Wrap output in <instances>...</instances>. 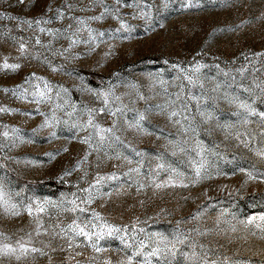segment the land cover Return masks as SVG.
<instances>
[{"label":"rangeland","instance_id":"1","mask_svg":"<svg viewBox=\"0 0 264 264\" xmlns=\"http://www.w3.org/2000/svg\"><path fill=\"white\" fill-rule=\"evenodd\" d=\"M188 3L189 0H121L119 17L131 31L117 33L120 20L113 19L112 15L105 14L101 20L89 19L100 15L104 6L114 10L116 0H0V63L7 58L9 63L21 65L16 71L0 68V108L16 110L0 112V133H10L7 137L0 135V178L13 202L26 204L28 197L57 200L62 193L70 195L76 191V185L87 187L97 173L106 175L116 171L119 180L106 181L100 186L102 193L111 195L98 196L89 206L109 222L130 226L139 221L137 227L143 228L145 233L169 237L179 228L191 241L206 245L209 258L218 259L221 264L224 257L229 258L230 264H264V233L254 225L246 228L240 223L248 216L264 212V183L254 180L244 184L246 177L239 171L243 167L264 173V159L255 154L264 149V136L260 135L258 117L250 118L252 122L243 125L241 110L223 98L227 91L252 103L258 112L264 111V95L255 87L264 81V57L254 55L264 53V0H190L189 7L183 6ZM57 10L64 13L62 19L57 18ZM77 18L85 21L80 27H91L104 35L94 45L80 43L69 53L59 55L68 47L67 33L63 30L69 24L75 30ZM36 19L50 20L40 26L59 29L60 34L53 38L40 33L35 23L31 27L21 23ZM80 37L87 39V31H82ZM37 38L42 45L50 43L51 46L36 45ZM20 42L27 45L25 55L19 52ZM90 47L94 51H89ZM110 48L111 54L105 57ZM73 56L78 58L73 59ZM197 62L204 65L199 69L203 89L187 85L182 74L172 67L180 65L191 70ZM50 66L63 67L53 72ZM241 68L245 69L243 74L239 71ZM32 73L54 85H63L68 90L65 99L77 106V112L71 117L66 115L70 107L55 110L61 121L55 129L56 137L50 135L52 129L38 128L44 117L36 112L37 105L31 102L30 96L22 100L13 95L17 85L32 90L25 83V78ZM178 75L181 79H176ZM160 80L166 84L161 86ZM217 83L224 87L213 92ZM181 84L193 95L200 96L203 92L208 99L200 101L201 110L212 114L211 119L201 117L196 111V101H188L186 95L182 97L189 105L187 115L196 129L187 137L156 108L168 102L169 94H173L171 98L175 100L174 94ZM109 88L121 97L120 103L127 106L120 117L118 134L145 154L142 175L133 174L131 178L122 175L128 166L115 159H102L97 167L96 154L92 153L89 162L82 166L83 171L73 172L65 178L67 182H60L58 178L63 170L71 169L87 149V145L76 138L87 135V131H77L63 121L86 120L82 112L85 105L101 106L94 91ZM137 93L145 99H138ZM57 102L63 104L64 101ZM39 109L52 115L51 104H42ZM145 109L150 111L144 127L152 134L125 130L124 121L132 120L138 111ZM95 118L105 127L111 126L113 120L107 113L97 114ZM225 123L232 125L227 131L222 127ZM13 128L19 129L21 139L11 135ZM237 133L256 139L245 147L236 138ZM197 139L208 149L205 155L213 178L202 179L188 187L157 189L152 186L147 177L159 162L157 156L162 155L167 164L192 175L188 156L179 152L173 155L168 141L178 140L182 147L191 150ZM65 148L68 151L65 152ZM123 151L132 155L128 149ZM190 154L195 157V152ZM114 164L121 167L115 169ZM217 169L224 174L218 175ZM84 171L88 172V183L80 180ZM167 176L168 172L161 171L158 180H166ZM136 180L147 186L138 191ZM18 192L20 196L16 195ZM225 209L228 214L221 216ZM197 213L202 215L193 219ZM88 215L90 211L84 214ZM40 218L43 223L41 234L37 236L35 214L30 217L22 210L21 215L11 216L0 208V233L10 237L13 243L21 238L28 240L31 233V246L43 251V254L30 252L19 261L15 257H0V264H104L106 258L116 264L124 255L122 245L114 239L102 242L101 246L107 249L102 253H95L86 246L69 249L66 238L53 235V232L59 233V228L53 226L71 223V213L57 214L55 209H50ZM193 229L211 231L198 236ZM177 264H184L182 256L177 257Z\"/></svg>","mask_w":264,"mask_h":264},{"label":"snow or ice","instance_id":"2","mask_svg":"<svg viewBox=\"0 0 264 264\" xmlns=\"http://www.w3.org/2000/svg\"><path fill=\"white\" fill-rule=\"evenodd\" d=\"M120 6L121 0H116V7L114 10L104 6V11L101 12L100 15L89 17V19L101 20L104 18L105 14H110L113 16V19L120 20ZM127 6L132 7L133 5ZM183 6L189 7L190 0L188 4ZM69 7H71V5H69ZM57 13V18L62 19L64 13L60 10H57ZM9 18L11 19V17ZM50 22V20L43 19H36L35 21H21V23L28 24L29 27L35 23L40 33H47L48 35H51L53 38H55L58 34H60L61 30L51 28L46 29L40 26ZM77 25L78 26L75 28V30H72L71 24L68 25L67 29L63 30L65 33H67L65 38L68 40V47L61 50L58 53L59 55L69 53L74 46L80 43L94 45L99 40V38L104 35L103 32L97 33L91 27H80L79 25H85V21L83 19L77 18ZM122 30L125 32L131 31L128 25L124 21L120 20L119 28L116 29V32L119 33ZM82 31H87V39H81L80 33ZM36 45H41L42 47L51 46L50 43L48 45H42L39 38L36 39ZM89 51H94V48L90 47ZM19 52L21 55H25L27 53L26 43H19ZM110 54L111 48L109 49V52H106L104 55L107 57ZM254 55L257 58L264 57V53H255ZM72 58L77 59L78 56H73ZM165 63H167V61H165ZM20 67L21 65L18 63H9L7 58L4 59L3 63H0V68L4 70L16 71ZM62 67L63 66L51 67V70L53 72L60 71L62 70ZM172 67L177 69L178 72L182 74V79L183 81L187 82V85L192 87L199 86L201 89L204 88V84L201 82L199 76V69L204 67V65L197 62L191 70L184 69L180 65H173ZM217 68H219L218 65ZM256 70L257 69L253 68V71ZM239 71L241 74H243L245 69L241 68ZM225 75L227 74L225 73ZM176 79H181V76L178 75ZM25 83L29 84L32 90L29 91L28 88H23L22 86L17 85L16 89H13V95L22 100L27 99L30 96L32 98L31 102L37 105L36 112L40 116L44 117L38 128L52 129L50 135L52 137H56L57 132L55 129L61 123V121L56 117L55 110L70 107L71 111L66 113V115L69 117H71L73 113L77 112L78 110L75 104H71L67 99H65L68 90L64 88L63 85L52 84L43 76H39L36 73H32L31 76L26 77ZM159 83L161 86L166 84V82L163 80H160ZM223 87L224 85L217 83L212 88V91L219 92ZM227 87H231V85H228ZM255 87L260 88L261 94L264 95V81L256 84ZM178 88L179 91L174 94L175 100L171 98L173 94H169L168 102L164 105H156V108L161 114L166 115V118L170 123L178 126L179 131L185 134V137H187L189 132L195 133L196 129L192 127V121L189 115H187V113L190 111L189 105L184 99H182V97L186 95L188 101H196V111L201 117L205 119H211L212 114L210 112L201 110L200 101L202 99L207 101L208 99V97L203 92L200 96H196L193 95L191 90L186 88L183 84L179 85ZM5 91L8 90L5 89ZM164 91L167 93L168 89L165 87ZM245 91L250 90L245 88ZM94 95L101 102V106L99 108H91L85 105L82 109V112L86 114V120L78 119L71 122L69 120L63 121L64 124L70 123L71 127L77 131H87V135L83 137H76L82 144L87 145V149L83 157H81L76 162V164L71 167V169L66 168L63 170L62 175L58 178L59 181L67 182L65 178L70 177L73 172L83 171L82 166L89 162V156H91L92 153L96 154L97 167H99L102 159H115L128 166L127 171L122 173V175L131 178L132 175L135 174V176L140 177L142 175L141 170L143 167L142 158L145 154L137 151L130 142L126 143L125 140L122 139L121 135L118 134L121 131V128L119 127L120 117L125 114L124 110L127 106L120 103L121 97L117 96L111 88L107 90H95ZM137 98L140 100L145 99V97L139 93H137ZM223 98L229 104H235L236 107L241 110V113L244 117L241 120L243 125L250 124L252 122L250 118L258 117L259 124L261 126L260 135L264 136V111L258 112L257 109L253 107L252 103H248L240 99L239 96L230 94L227 91L223 93ZM59 100H63V104L58 103L57 101ZM42 104L52 105L53 111L51 116H48L44 112L40 111L39 106ZM11 111L16 110L0 108V112ZM148 111H150V109H145L143 112L138 111L132 120H125V130L131 129L140 133L152 134L149 133L144 127V122L147 118L146 114ZM104 113H107L109 116L113 117L112 124L109 127H105L96 121V115ZM241 113L236 114L240 115ZM25 115H28V113H25ZM222 127L225 129V131H227L232 127V125L230 123H225L222 125ZM35 131H37V129H33V132ZM18 133L19 129L13 128L11 130V135H13L16 139H21L18 136ZM0 135L7 137L10 135V133L8 131H4L3 133H0ZM242 135L243 139L241 138ZM236 138L240 140L245 147H249L250 142H253L256 139L255 136H248L246 133H237ZM21 142H23V140H21ZM184 142L187 143V139H185ZM168 143L172 146L173 155H176L177 152H179L188 156V163L192 169V175H186L184 172L178 170L176 167H173L171 164H167L163 160L162 155L157 156L156 159L159 162L155 165V168L150 171L147 177L152 186L157 189L176 186L188 187L189 184L195 185L202 179L213 178L209 172L207 166V157L205 155L208 149L203 145L202 141L197 139L195 141L194 148L191 150L182 147L178 140H169ZM123 149L130 150L132 155H126ZM63 150L65 152L68 151L67 148ZM190 152H195V157H193ZM255 154L264 159V149L257 150ZM133 157L139 159H134ZM120 167V164L113 165V168L115 169H119ZM161 171L168 172L166 180H158ZM239 171L244 173L246 177L244 184H246L248 181L254 180H259L260 182L264 183V173H257L254 170H248L243 167H240ZM217 174L222 175L224 173L217 169ZM87 176L88 172L84 171L83 175L80 177V180H84L86 183H88L86 180ZM119 178L120 177L117 175L116 171L106 175H100L97 173L92 182L88 183L87 187H80L76 185L74 187H76L77 190L71 192L70 195L67 193H62L61 197L57 200H51L47 197H44L43 199H33L32 197H28V203L26 204H23V202H13L12 197L5 192L3 179L0 178V208H3L4 212L11 216L21 215L22 210L26 211L30 217L35 214L37 236L41 234L40 229L43 223L40 218L41 214H48L50 209H55L57 214L71 213L73 216L71 223L67 225L57 223L53 227L59 228V233L53 232V235H60L61 238H66L69 249H72L74 246H86L91 248L95 253L107 251V249L101 246L103 241H109L113 239L118 240L120 245H122L124 255L118 261H116V264H177L178 256L183 257L184 264H221V261L218 259L209 258V250L207 249L206 245L191 241L190 236L181 232L179 228L175 230L171 237L165 236L161 233L148 234L145 233L143 228L137 227L139 221L133 223L130 226L117 225L115 223L109 222L100 212H97L95 209H90L89 206L93 204L98 196L111 195L110 193H102L100 191V186L106 181H117ZM185 181H187V183ZM134 182L138 184V191L140 188L147 186L140 180H136ZM78 192L83 193V195H78ZM16 195L20 196V193L18 192ZM89 211L90 215L85 217L84 214ZM227 214L228 212L226 209L220 213L221 216ZM200 215H202V213H197V216L193 217V219H196ZM240 223L244 224L246 228L248 226L254 225L255 228L261 231V233H264V212H261L259 215L248 216L246 221H240ZM193 231H195L198 236H204L207 235L211 230L205 229L203 232H201L199 229H193ZM233 231H235V228H233ZM28 237V240L21 238L17 239L15 243H13L11 242L10 237L4 233H0V257H15V259L19 261L22 258H25L30 252H41V254H43L42 249L31 246V233L28 234ZM184 248H187L188 251H184ZM77 255H80V253H77ZM104 264H113V262L111 258H106L104 260ZM223 264H230L228 257H224Z\"/></svg>","mask_w":264,"mask_h":264}]
</instances>
